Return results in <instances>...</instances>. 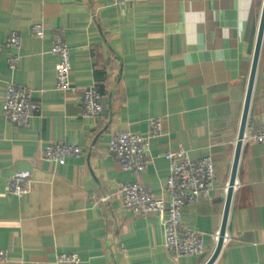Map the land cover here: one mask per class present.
Wrapping results in <instances>:
<instances>
[{"label": "crops", "instance_id": "0c3cea01", "mask_svg": "<svg viewBox=\"0 0 264 264\" xmlns=\"http://www.w3.org/2000/svg\"><path fill=\"white\" fill-rule=\"evenodd\" d=\"M264 0H0V39L21 35L16 70L0 60V249L5 264H59L62 253L79 264H205L223 220ZM42 24L45 37L31 26ZM65 32L71 84L56 89L52 35ZM30 90L38 106L26 126L2 114L8 82ZM95 86L104 112L83 114L82 92ZM162 118L164 134L151 140L146 171H124L108 147L113 134L149 132ZM264 38L242 145L226 236L214 264H264ZM50 143L81 148L60 164L44 159ZM210 154L216 188L188 205L184 223L202 236L203 254L174 258L157 214L123 203L120 185L138 181L167 197L165 154ZM33 180L28 194H9L14 174Z\"/></svg>", "mask_w": 264, "mask_h": 264}, {"label": "built area", "instance_id": "2783aa9c", "mask_svg": "<svg viewBox=\"0 0 264 264\" xmlns=\"http://www.w3.org/2000/svg\"><path fill=\"white\" fill-rule=\"evenodd\" d=\"M123 4H132L135 0H112ZM31 32L37 38L45 37L42 24L31 26ZM23 39L16 31H11L0 39V60L3 52L7 67L14 71L20 62L18 50ZM51 54L57 57L55 67L56 89L67 91L71 84L70 48L65 39V32L57 30L52 35ZM83 114L88 118H96L104 112V96L95 86L82 92ZM38 106L33 103L30 90L8 82L2 104L3 117L16 126L29 124ZM147 135L133 131H120L112 135L108 152L116 159L120 167L134 176L146 171L151 140L164 134L163 119L151 118L148 121ZM255 142L264 144V126L254 134ZM81 155L77 145L65 143H50L44 148L43 157L47 161L60 164ZM169 162V176L166 180L167 197L157 198L152 190L138 181L126 182L120 185V194L125 207L138 214H157L163 226L165 246L174 258L203 254L206 250L201 234L192 226L184 223V212L188 205L196 204L207 197L216 188V169L213 158L205 154L199 159H193L191 152L185 149L171 151L165 154ZM33 180L27 174H14L8 184L9 194L21 197L31 190ZM226 236V235H225ZM8 259L6 250L0 249V264ZM59 264H79L78 254L62 253L57 256Z\"/></svg>", "mask_w": 264, "mask_h": 264}, {"label": "water", "instance_id": "95a60500", "mask_svg": "<svg viewBox=\"0 0 264 264\" xmlns=\"http://www.w3.org/2000/svg\"><path fill=\"white\" fill-rule=\"evenodd\" d=\"M263 38H264V4H263V10H262V15H261L258 35L256 39L255 52L253 56V62H252L250 78H249V83H248V88H247V94H246V99H245V105H244L243 115H242L241 124H240L235 157H234L232 171H231V175H230V179L228 183L223 220H222V224H221V228L219 232L217 246L214 252L212 253V255L210 256V258L205 262V264H214V262L220 255L223 244H224L227 224H228V217H229L230 207L232 203V197H233V193H234V189H235L236 181H237V173H238V167H239V162H240V155H241L242 145H243V141H244V137L246 133L250 104L252 100V94H253L254 85L256 81V75L258 71V64H259V59H260V52L262 48Z\"/></svg>", "mask_w": 264, "mask_h": 264}]
</instances>
